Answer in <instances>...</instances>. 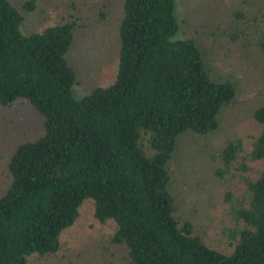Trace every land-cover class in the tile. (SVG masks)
Segmentation results:
<instances>
[{"label":"trees","instance_id":"16d2710c","mask_svg":"<svg viewBox=\"0 0 264 264\" xmlns=\"http://www.w3.org/2000/svg\"><path fill=\"white\" fill-rule=\"evenodd\" d=\"M35 2L25 1L23 12L0 0V104L27 101L42 117L40 134L7 162L0 264L58 253L87 199L97 221L115 224L112 242L128 250L132 264H264V171L245 177L243 199L224 196L234 222L227 229L232 251L212 247L194 224L176 217L170 164L179 138L219 131L223 109L238 94L233 80L213 74L193 39L176 38L177 0H124L116 78L81 98L67 58L78 18L24 32ZM240 32L234 28L230 37L244 34L264 55V33ZM253 117L260 132L251 149L243 154L242 139H229L212 155L223 165L217 174L234 164L245 172L247 161L264 159V105Z\"/></svg>","mask_w":264,"mask_h":264},{"label":"rangeland","instance_id":"374dc122","mask_svg":"<svg viewBox=\"0 0 264 264\" xmlns=\"http://www.w3.org/2000/svg\"><path fill=\"white\" fill-rule=\"evenodd\" d=\"M24 12L27 0H12ZM36 9L26 12L22 30H42L70 15L80 27L67 58L76 69L74 94L81 98L95 87L108 86L116 78L119 62V29L124 0H35ZM180 30L176 38L193 39L202 49L213 74L231 79L238 87L232 104L221 113V129L201 136L187 133L179 138L171 161V189L176 198V217L189 221L212 247L225 252L234 249L228 228L234 227L227 191L234 200L246 195L245 177L256 178L264 171V159L248 162L250 170L240 172L234 166L223 176L222 167L212 155L229 139H242L247 154L260 126L253 117L264 105V55L250 38L240 34L233 40L232 30L264 33V0H177ZM244 14V18L237 13ZM230 32V35H229ZM240 32V33H241ZM253 43H255L253 41ZM42 117L29 103L0 104V192L7 182V162L16 147L40 134ZM86 201V200H85ZM115 224L95 219L94 204L88 200L74 226L62 235V247L56 254L30 264H132L128 250L112 242Z\"/></svg>","mask_w":264,"mask_h":264}]
</instances>
